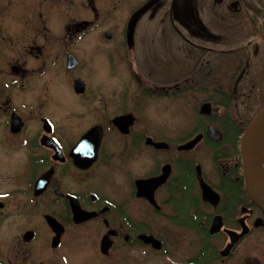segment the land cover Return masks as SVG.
<instances>
[{
	"label": "flooded vegetation",
	"instance_id": "flooded-vegetation-1",
	"mask_svg": "<svg viewBox=\"0 0 264 264\" xmlns=\"http://www.w3.org/2000/svg\"><path fill=\"white\" fill-rule=\"evenodd\" d=\"M150 1L135 13L151 73L97 93L77 74L79 32L55 27L58 13L7 21L0 10V52L10 55L0 62V264H264V192L243 160L260 113L231 122L217 101L264 93V0H160L143 11ZM249 11L254 43L225 27L251 24ZM104 36L109 67L128 43ZM255 47L249 77L238 52ZM63 84L73 93L65 107ZM147 99H182L189 116L160 120L165 110L145 112ZM78 102L92 106L81 135Z\"/></svg>",
	"mask_w": 264,
	"mask_h": 264
},
{
	"label": "rangeland",
	"instance_id": "rangeland-1",
	"mask_svg": "<svg viewBox=\"0 0 264 264\" xmlns=\"http://www.w3.org/2000/svg\"><path fill=\"white\" fill-rule=\"evenodd\" d=\"M10 1L12 0H0V10L3 12H9V16L6 17L7 21L10 20V17H16V20H18L17 16H21L18 12L22 11L31 12L33 15H39L40 12H42L45 17L49 13H52L53 17H55L57 16L55 13H58V18L54 21L55 27L60 26L70 28L71 31H69V33H74L75 31L79 32L77 51L80 54L79 60L81 66L80 69L77 70V74L88 82L92 91L97 93L98 91L107 90L109 84L112 89L115 87L117 90H126V86L128 85L126 79L135 71L141 74L151 73L150 70L152 69L153 61L150 52L147 51V49L150 48V45H145L142 40L144 30L138 27L139 18L135 13L139 10L144 0ZM19 1L24 2L20 3ZM56 1L58 2L56 3ZM11 23L13 26L19 25L17 21ZM0 25H2V19H0ZM12 25H10V27H13ZM51 25L52 23H48L47 26L50 27ZM106 32H115L117 37L119 36L118 39H122L124 36V43H128L129 45L124 47L126 49H122L119 52L121 61L116 62L113 60L110 62L109 67L106 66L104 55L100 51L101 44L107 42V39L104 36ZM116 43H120V40ZM141 53L142 55L144 53V59H141V57L140 59L138 58V54L140 56ZM9 59L10 55L8 52H0V62L2 60L7 62ZM62 92L64 93L61 94L62 105L65 107L68 106V103L73 101L71 95L73 93L70 87L66 86V84H63ZM57 102H60V100H57ZM16 103L18 104V101ZM77 105V113L84 116L83 119L81 117L78 120V132L81 135L83 131L82 125L88 120L85 111L92 106H85L80 102H78ZM172 107L175 109L173 112L172 109H169ZM144 108L145 112L148 113H163L165 110V115H160V120L167 121L169 119L171 122L175 123L176 126L184 123L189 116L185 112V102L182 99H147ZM167 109L170 110V112H168ZM262 149L264 150V146H262ZM261 153L264 158V153ZM9 157L19 159L22 157V154L16 153ZM6 181L7 179L2 177L0 179V186L6 185Z\"/></svg>",
	"mask_w": 264,
	"mask_h": 264
},
{
	"label": "trees",
	"instance_id": "trees-1",
	"mask_svg": "<svg viewBox=\"0 0 264 264\" xmlns=\"http://www.w3.org/2000/svg\"><path fill=\"white\" fill-rule=\"evenodd\" d=\"M249 13L251 14V16L254 14L253 11H249ZM233 19V23H235L234 25V29L233 30V26H229L228 24H226L227 26H225L229 31H236L237 34H239L240 36L243 37H247V40L242 41V42H248V43H254L256 42L257 39L254 40L253 36L256 37V32H257V24L255 23H259V19L255 16L253 17V21H251V24H241L240 23V19H237L236 17L232 18ZM252 20V19H251ZM228 21H231V18H228ZM263 21H264V17L262 16L261 18V25H262V37L263 38L262 41V45H261V52H262V65L261 68L264 67V25H263ZM208 25L213 26L212 23H208ZM257 51V47L253 48V49H248V51H242L240 50L238 52V58L241 60H245L248 62H250L249 66L247 65V63H242V66H246V68L248 69V74L249 77L252 76H256V69L255 67H257L259 65V60H256L254 63H252L253 59L256 58V52ZM227 53H225L226 55ZM224 55V56H225ZM264 86V84H263ZM264 88V87H263ZM248 96H246V101H243V99H239L237 96H233L232 98H222L221 100H217V101H222L224 102V107L226 108V114L228 117V120L231 122H237L241 120V117L244 118L245 123H249L252 121V119L257 116L263 106H264V93L262 94H256L253 92L252 93L248 92L247 93ZM251 99V102H250ZM243 101V102H242ZM247 105H250V110H247L245 107Z\"/></svg>",
	"mask_w": 264,
	"mask_h": 264
},
{
	"label": "water",
	"instance_id": "water-1",
	"mask_svg": "<svg viewBox=\"0 0 264 264\" xmlns=\"http://www.w3.org/2000/svg\"><path fill=\"white\" fill-rule=\"evenodd\" d=\"M160 0H151L148 2L143 11H147L151 9L154 5H156ZM112 34L107 33L106 38L111 39ZM74 62V61H73ZM78 62H74L70 64V68L76 67ZM77 91L82 93L85 89V83L83 81L76 82ZM264 126V109L260 112V114L254 119V121L249 126L243 142V160H244V167H245V176L248 183L255 185L261 191L264 192V172L259 169V167L255 163L254 159V145L257 135L259 134L260 130ZM91 136L87 135L84 140L82 141L81 146H84L85 140L89 139ZM158 146V145H157Z\"/></svg>",
	"mask_w": 264,
	"mask_h": 264
},
{
	"label": "bare ground",
	"instance_id": "bare-ground-1",
	"mask_svg": "<svg viewBox=\"0 0 264 264\" xmlns=\"http://www.w3.org/2000/svg\"><path fill=\"white\" fill-rule=\"evenodd\" d=\"M263 143H264V126L257 135L254 145L255 163L259 167V169H261L264 172V158L261 153Z\"/></svg>",
	"mask_w": 264,
	"mask_h": 264
}]
</instances>
